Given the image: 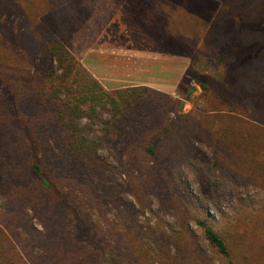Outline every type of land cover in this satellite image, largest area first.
I'll return each instance as SVG.
<instances>
[{
    "label": "trees",
    "instance_id": "16d2710c",
    "mask_svg": "<svg viewBox=\"0 0 264 264\" xmlns=\"http://www.w3.org/2000/svg\"><path fill=\"white\" fill-rule=\"evenodd\" d=\"M2 1L25 21L0 27V264H214L187 215L169 233L138 216L155 199L163 213L185 167L211 193L233 178L264 187V0L222 2L187 70L204 108L176 118L169 95L105 90L41 25L71 0ZM191 219L222 264L264 251L263 210L221 231Z\"/></svg>",
    "mask_w": 264,
    "mask_h": 264
},
{
    "label": "crops",
    "instance_id": "0c3cea01",
    "mask_svg": "<svg viewBox=\"0 0 264 264\" xmlns=\"http://www.w3.org/2000/svg\"><path fill=\"white\" fill-rule=\"evenodd\" d=\"M173 13L172 0H71L51 11L47 24L105 90L148 87L173 94L182 79L173 70L183 77L189 66L173 63L188 60L173 55ZM147 71L172 75L171 84L132 78Z\"/></svg>",
    "mask_w": 264,
    "mask_h": 264
},
{
    "label": "rangeland",
    "instance_id": "374dc122",
    "mask_svg": "<svg viewBox=\"0 0 264 264\" xmlns=\"http://www.w3.org/2000/svg\"><path fill=\"white\" fill-rule=\"evenodd\" d=\"M223 1L224 0H172L174 12L173 55L174 58L175 56L181 54L188 57L187 61L184 59L182 61L174 60L173 63L176 64L179 62L184 65V63L186 62L189 63L190 66L191 61L198 53L199 47L203 41V37L205 36L210 26L214 23L218 10L220 9ZM4 3L5 1L0 0V4ZM7 7L8 8H5V11H7L8 14L5 17L3 15H0V27L6 26V29L8 31H13L17 35V29L19 28V26H23L25 20L24 18H22L23 23H20V21L18 20L20 17L15 15L17 14V12H12V10H15L12 9L14 7L9 5ZM49 13L50 12L44 14L40 18V22L46 30L51 32V34L56 37L58 36V34L56 33V35L48 27L47 24V15ZM13 38H15V35H13ZM8 40V38L0 37V62L8 52V50L6 51L4 48V44ZM221 51H223V49H221ZM73 52L75 54L81 53L76 51ZM187 70L183 77H181L180 75H176V70H173V76L175 75L174 78H182L180 79V83L173 94L158 91L165 95H169L174 100L182 103V109H175L171 114L172 118H176L177 115L180 114L190 113L194 110L202 111L204 108L203 91L200 86L191 81L190 76H188ZM8 73H10L8 72V69L5 66L1 68L0 65V79L1 76H4L3 78H11L10 76H8ZM136 74L132 78L139 79V81L141 82H147L148 84L150 83L152 85H159V83H162L168 86L172 81V75L169 74L153 75L152 73L149 74L148 71L146 73L142 72L139 75ZM7 82L4 81V85L6 87L9 86L7 85ZM190 87L195 88V91L191 96L188 95V90ZM255 125L264 128L263 124ZM203 151L205 153H210V149L207 146H203ZM100 155L104 158H107V150H101ZM112 164L116 165V163L113 161ZM164 167L167 168V165ZM158 172V169L154 171L157 176L159 174ZM168 173L172 174L171 172ZM181 175L182 176L180 179H178V181H171L174 184V192L170 191L169 194L163 197V213L159 212L161 203L157 199H155L150 209L146 210L142 214H139L138 223L140 225L150 224L152 227H155L159 224L160 219H163V224L165 227L164 229L169 233L171 231L170 229L177 226V221L180 216H188L187 219L189 221L190 232L196 239L202 242V245L207 251V255L213 259V263L222 264L221 260L209 247L208 243L203 241L201 237V230L197 226L196 222L191 219V217L197 216L199 219L205 221L215 230L221 231L223 227L227 226L228 223L234 222L243 211H264V187L255 186L251 183H245L241 179L233 178L232 180L225 179L222 187L219 190L211 193L207 190V187L202 183L198 175L192 169L187 167L183 168ZM170 180L171 179L168 178L167 181L170 182ZM35 223L36 227L41 230L42 228L38 224V222L35 221ZM258 243L261 244L262 241H259ZM237 253H240V251H235V255ZM172 254L175 255L176 251L173 250ZM250 260L251 261L249 262L244 261V257L240 253V255L237 256L236 262L237 264H264V251L257 252L255 256L251 255Z\"/></svg>",
    "mask_w": 264,
    "mask_h": 264
}]
</instances>
